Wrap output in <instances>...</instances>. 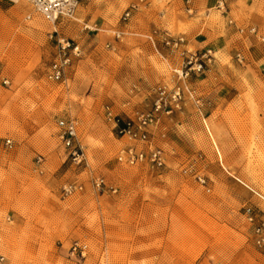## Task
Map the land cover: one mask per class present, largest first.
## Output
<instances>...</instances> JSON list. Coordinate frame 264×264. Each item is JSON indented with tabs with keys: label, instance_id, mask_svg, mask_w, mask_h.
<instances>
[{
	"label": "rangeland",
	"instance_id": "374dc122",
	"mask_svg": "<svg viewBox=\"0 0 264 264\" xmlns=\"http://www.w3.org/2000/svg\"><path fill=\"white\" fill-rule=\"evenodd\" d=\"M88 1L55 24L24 0L0 12V264H264L253 231L264 220L253 193L264 196V69L213 53L203 74L178 81L182 58L166 37L103 33L85 20ZM57 36L81 54L52 82ZM201 81L198 95L189 85ZM175 83L194 97L158 115L147 145L117 134L112 117L135 121ZM69 120L79 165L59 139ZM129 146L161 150L164 165L118 162ZM65 184L82 189L63 196Z\"/></svg>",
	"mask_w": 264,
	"mask_h": 264
},
{
	"label": "crops",
	"instance_id": "0c3cea01",
	"mask_svg": "<svg viewBox=\"0 0 264 264\" xmlns=\"http://www.w3.org/2000/svg\"><path fill=\"white\" fill-rule=\"evenodd\" d=\"M8 2L0 0V12L10 10ZM131 5H136L131 19L119 26ZM82 10L89 25L118 38L126 34L153 43L182 37L181 50L239 51L249 67L264 69V0H90ZM176 57L181 68L182 59ZM201 85L189 86L199 95Z\"/></svg>",
	"mask_w": 264,
	"mask_h": 264
},
{
	"label": "built area",
	"instance_id": "2783aa9c",
	"mask_svg": "<svg viewBox=\"0 0 264 264\" xmlns=\"http://www.w3.org/2000/svg\"><path fill=\"white\" fill-rule=\"evenodd\" d=\"M11 2H17L21 0H9ZM32 8L33 12L40 15L46 21L55 24L60 19H74L76 11L82 4V2L88 0H24ZM136 9V5H131L123 13L121 20L123 22L130 18L131 12ZM31 16L28 15L26 20H30ZM252 31V30H251ZM52 37V36H51ZM118 38V36H116ZM165 45L170 48V50L178 51L180 57L182 58V67L177 70L174 69L173 73L177 76L178 81H185L192 75H201L204 73L205 68L212 62L213 52L211 50L203 51H191L186 49H180L184 43V38L182 37H166L164 40ZM81 52L79 46L69 40L64 38H59L57 36L56 40V54L54 60L51 62L48 69V79L52 82H61L64 77L65 69L70 65L72 58H78ZM236 59L239 63H242L243 58L240 54L236 55ZM1 83L3 85H8L9 82L2 78ZM184 95L189 98L194 97V93L184 85H179L175 83L171 88L163 86L159 88L156 92V97L153 102L151 112L141 114L137 116L134 120L123 121L120 124V120L115 116L112 120L115 123L117 134L122 138L126 137L128 140L133 142H138L142 145L148 144V132L147 128L156 123L158 120V115H170L173 111L179 109ZM108 117H111L108 113ZM59 129V139L61 140L64 148L68 150V155L70 160L79 165L85 161L84 153L77 141V123L75 120L69 121H59L57 123ZM12 146L10 139H5L4 148L10 149ZM40 162V159H38ZM118 162L127 165H137L144 162L160 168L164 165L162 151L151 147L147 151L143 149H137L135 147L129 146L120 152L118 156ZM202 184L203 180H199ZM240 183V182H239ZM97 190H103L104 183L102 180L97 179L94 183ZM82 187L65 184L62 187L63 196H69L77 191H81ZM114 192V191H113ZM261 201H264V196L253 192ZM245 215L248 222L254 223L256 216L253 214L251 208H246ZM254 236L255 245L258 248L264 247V220H259L254 226ZM72 255L78 251L80 255H84L85 246H80L79 244H74L71 247ZM3 258L0 257V263H2Z\"/></svg>",
	"mask_w": 264,
	"mask_h": 264
},
{
	"label": "trees",
	"instance_id": "16d2710c",
	"mask_svg": "<svg viewBox=\"0 0 264 264\" xmlns=\"http://www.w3.org/2000/svg\"><path fill=\"white\" fill-rule=\"evenodd\" d=\"M119 125H121V123Z\"/></svg>",
	"mask_w": 264,
	"mask_h": 264
},
{
	"label": "bare ground",
	"instance_id": "6f19581e",
	"mask_svg": "<svg viewBox=\"0 0 264 264\" xmlns=\"http://www.w3.org/2000/svg\"><path fill=\"white\" fill-rule=\"evenodd\" d=\"M212 140V139H211Z\"/></svg>",
	"mask_w": 264,
	"mask_h": 264
}]
</instances>
